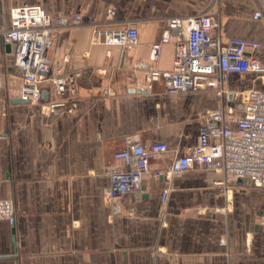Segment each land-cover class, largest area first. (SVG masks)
Wrapping results in <instances>:
<instances>
[{
	"label": "crops",
	"instance_id": "0c3cea01",
	"mask_svg": "<svg viewBox=\"0 0 264 264\" xmlns=\"http://www.w3.org/2000/svg\"><path fill=\"white\" fill-rule=\"evenodd\" d=\"M257 1L0 0L4 11L39 5L53 17L84 15L81 25L58 30L46 51L53 72L81 73L70 112H42L41 105L58 100L53 93L39 105L11 103L20 79L7 73L0 43V196L15 207L14 235L0 220V264H264V190L237 182L224 200L212 187L215 174L194 169L146 178L143 192L125 197L116 212L106 198L105 171L130 135L167 145L150 161L153 171H165L196 145L204 112L226 107L227 98L212 91L169 94L161 82L140 88L139 63L161 71L172 66L173 43L149 61L164 20L218 8L221 39L259 41L264 64V19H253ZM108 8L115 26L136 25V46L93 42L94 25ZM42 86L49 91L48 83ZM225 89L264 91V81L233 74Z\"/></svg>",
	"mask_w": 264,
	"mask_h": 264
},
{
	"label": "built area",
	"instance_id": "2783aa9c",
	"mask_svg": "<svg viewBox=\"0 0 264 264\" xmlns=\"http://www.w3.org/2000/svg\"><path fill=\"white\" fill-rule=\"evenodd\" d=\"M217 3L214 0L213 5ZM115 10L108 8L104 22L94 25L93 42L131 49L138 44V29L131 21L117 27ZM253 19H264V0L257 1ZM82 12L53 17L39 5H16L7 15L0 4V43L6 66L4 45L10 46L13 64L11 75L20 79L19 98L30 105H39L44 95L53 93L58 100L41 105L43 113L72 111L76 105L80 72H53L46 51L60 29L79 26ZM173 43L170 70L161 71L145 63L141 89L151 90L161 82L165 93H196L212 91L226 97L223 109L206 110L198 127L196 145L184 155L175 157L165 171H153L150 161L167 152L162 142L140 143L134 135L126 136L122 149L116 151L106 166L109 186L107 200L118 212L120 202L130 194L142 193L146 178H169L190 170L212 172V187L219 197L228 200L237 182L264 190V91L227 92L225 84L233 74L244 77L254 74L264 81V64L258 52L259 41L241 38L221 39L219 11L213 7L194 15L166 18L160 38L149 51V61L156 62L162 45ZM48 83L49 91L42 84ZM169 190L164 188L160 201L164 207ZM0 220L15 225V207L11 199L0 196ZM264 227V210L259 219ZM220 242L225 244V240Z\"/></svg>",
	"mask_w": 264,
	"mask_h": 264
},
{
	"label": "water",
	"instance_id": "95a60500",
	"mask_svg": "<svg viewBox=\"0 0 264 264\" xmlns=\"http://www.w3.org/2000/svg\"><path fill=\"white\" fill-rule=\"evenodd\" d=\"M4 52L7 54V56H6V71H7V73H11V71H12V64H13V61H12V59H13V57H12V55L10 54V46L9 45H4ZM131 92H134V90L132 89V91ZM137 92H141V93H144L145 91H137ZM11 103H16V104H26L27 102L26 101H24V100H22V99H20V98H17V99H12L11 101H10ZM11 233H12V235H14V233H15V229H14V227L12 228V230H11ZM13 241H15V237H13V239H12Z\"/></svg>",
	"mask_w": 264,
	"mask_h": 264
},
{
	"label": "rangeland",
	"instance_id": "374dc122",
	"mask_svg": "<svg viewBox=\"0 0 264 264\" xmlns=\"http://www.w3.org/2000/svg\"><path fill=\"white\" fill-rule=\"evenodd\" d=\"M218 9V8H217ZM4 13L7 15V11H4ZM11 75V74H10ZM13 76V75H12Z\"/></svg>",
	"mask_w": 264,
	"mask_h": 264
}]
</instances>
